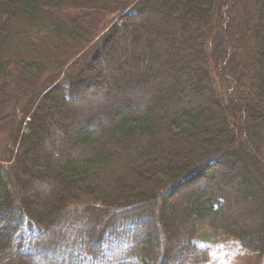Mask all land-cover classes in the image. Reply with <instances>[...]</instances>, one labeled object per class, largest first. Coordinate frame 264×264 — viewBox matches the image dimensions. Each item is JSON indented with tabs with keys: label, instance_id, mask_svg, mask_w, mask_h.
<instances>
[{
	"label": "trees",
	"instance_id": "obj_1",
	"mask_svg": "<svg viewBox=\"0 0 264 264\" xmlns=\"http://www.w3.org/2000/svg\"><path fill=\"white\" fill-rule=\"evenodd\" d=\"M0 129V264L264 262V0H0Z\"/></svg>",
	"mask_w": 264,
	"mask_h": 264
},
{
	"label": "rangeland",
	"instance_id": "obj_2",
	"mask_svg": "<svg viewBox=\"0 0 264 264\" xmlns=\"http://www.w3.org/2000/svg\"><path fill=\"white\" fill-rule=\"evenodd\" d=\"M258 128L261 130L260 126H258ZM245 134L246 136L244 135V137L246 138V140H250V137H249L250 135L248 131H246ZM256 136L254 135V137L251 138V140L264 142V139L261 140L259 136L257 137ZM6 138H7L6 131L3 129H0V156L1 157L5 156V153L7 150V147H6L7 139ZM262 158L264 160V153L262 154ZM200 235H201L200 239H202L203 241H207V243L213 244L212 245L213 261L215 259V264H264V262L258 261V259L255 257H254V260H252L250 254L237 250L234 245L235 243L233 241H226V240L219 241V239H217L216 243H214V241H212L209 238L212 235V231L209 229H204L200 233Z\"/></svg>",
	"mask_w": 264,
	"mask_h": 264
}]
</instances>
